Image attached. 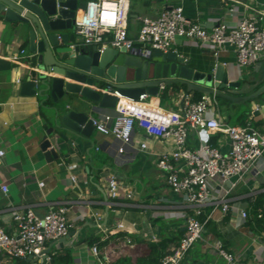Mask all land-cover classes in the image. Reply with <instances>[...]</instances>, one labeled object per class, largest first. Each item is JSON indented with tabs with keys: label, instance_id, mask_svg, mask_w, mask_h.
I'll list each match as a JSON object with an SVG mask.
<instances>
[{
	"label": "crops",
	"instance_id": "crops-1",
	"mask_svg": "<svg viewBox=\"0 0 264 264\" xmlns=\"http://www.w3.org/2000/svg\"><path fill=\"white\" fill-rule=\"evenodd\" d=\"M235 1L241 2L238 3L239 11L231 13L228 8ZM263 1L128 0L129 32L131 37H136L143 18L155 15L164 6L182 5L189 18L210 28L222 21L236 25L244 13L252 11L247 5L258 7ZM21 49H26V57L17 63L11 57ZM175 50L190 59L191 66L199 71L209 72L215 65H224L233 80L242 82L239 89L231 90L233 94H250L264 84V58L255 65L239 67L232 50L223 52L218 60L209 48L195 43H177ZM129 52L138 59L141 51L138 47L137 51ZM39 58L30 50L27 28L5 21L0 13V148L6 151L0 163V183H6L10 188L7 195L0 189L2 225L9 226L14 210L31 206L41 215L49 201L63 200L68 201V215L73 227L66 238L52 245V251L71 249L74 264H111L123 254L134 259V252L141 256L143 252L147 253L149 243L166 239L168 251L184 231L183 196L174 193L165 182L152 149L132 151L129 157L120 156L116 153L118 142L115 138L95 129L90 139L67 134L73 144L58 137L61 143L58 158L48 160L45 157L41 144L47 134L53 132L57 137L61 133L55 126L53 104L51 101L43 103L39 96L23 95L20 88L26 77L45 73L37 64ZM131 72L132 69L130 75ZM95 83L100 90L105 89L101 80ZM190 95L195 99L194 92ZM183 97L184 90L166 87L151 102L178 111ZM217 99L218 106L210 111V115L231 125L251 121L264 139V92L246 103ZM59 106L62 109H86L91 113L88 100L81 95L68 96ZM107 113L112 111L92 112L91 117L101 118ZM144 138L143 134H138L136 144ZM205 138L221 148L228 147V139L223 134L206 131L193 132L190 146L198 148ZM146 140L149 144L154 143L153 138ZM256 169L258 173H249L236 189L231 210L226 215L220 207L213 210L211 224L203 234V240L208 241L209 246L205 248L203 242L198 243L182 264H264V231L253 230L248 218L242 215L244 210L250 213L257 196L264 193V157ZM113 174L120 185V197L115 201L108 195V181ZM73 175L77 177L76 182ZM41 181L45 183L42 187ZM128 193L132 198L127 197ZM119 223L125 228H118ZM95 237L98 240L91 244L90 240ZM94 244L99 248L98 256L93 252ZM217 246L234 253L236 261L228 263L219 255ZM0 264L37 262L32 257L9 258L0 252Z\"/></svg>",
	"mask_w": 264,
	"mask_h": 264
},
{
	"label": "built area",
	"instance_id": "built-area-1",
	"mask_svg": "<svg viewBox=\"0 0 264 264\" xmlns=\"http://www.w3.org/2000/svg\"><path fill=\"white\" fill-rule=\"evenodd\" d=\"M238 3L241 2L235 1L229 12H238ZM247 7L252 11L244 13L236 25L222 21L209 28L189 18L182 5L164 6L155 15L144 17L137 36L131 37L128 0H93L77 17L76 30L87 44L128 51H137L139 47L145 56L157 49L176 51L177 43L209 48L217 60L223 52L232 50L236 64L249 67L264 58V1L258 7ZM26 53V49H21L11 58L21 63ZM93 89L99 90L97 86ZM117 95L123 106L101 118H93V124L98 132L115 138L116 153L120 156L129 157L132 151L152 149L165 182L174 193L183 196L184 231L159 263L182 264L198 243L203 242L205 248L209 246L203 234L213 210L220 207L226 215L241 182L249 173H258L256 168L264 157L263 136L251 121L231 125L210 115L218 106L215 95L202 94L201 98L194 99L189 94L178 111L155 105L151 100L157 96L147 92L138 99L119 92ZM195 131L223 134L228 139V147L221 148L205 138L198 148H193L190 137ZM138 134L145 138L137 145ZM147 137L153 138L154 143L149 144ZM5 154V149L0 148V163ZM72 179L76 182V175ZM44 184L39 182L40 187ZM0 189L5 195L10 190L6 183H0ZM108 195L113 201L120 197L115 174L109 178ZM127 197L132 198V194L128 193ZM68 212V201L63 200L49 201L41 215L31 206L14 210L8 227L0 222V252L9 258L32 257L37 264H52V245L66 238L73 227ZM242 215L248 218V211L244 210ZM118 228L125 225L119 223ZM92 249L98 256V246L94 244ZM217 251L228 263L236 261V255L224 247L217 246Z\"/></svg>",
	"mask_w": 264,
	"mask_h": 264
},
{
	"label": "water",
	"instance_id": "water-1",
	"mask_svg": "<svg viewBox=\"0 0 264 264\" xmlns=\"http://www.w3.org/2000/svg\"><path fill=\"white\" fill-rule=\"evenodd\" d=\"M89 1L93 0H0V13L5 21L27 28L30 50L40 57L37 64L45 70L38 77H26L20 88L23 95L39 96L43 103L53 104L55 126L61 133L56 137L49 132L41 144L48 160L59 156L58 137L71 144L69 133L90 139L95 130L91 113L116 111L123 106L117 92L138 99L144 92L159 96L169 87L184 90L183 100L197 92L236 104L246 103L264 92L263 84L250 94H233L231 90L239 89L242 82L233 80L224 65H215L209 72L199 71L191 66L190 59L174 50L157 49L148 56L141 51L137 59L124 48L85 43L76 30V19ZM97 80L102 81L104 90L96 85ZM80 95L88 100L91 113L59 106L64 98Z\"/></svg>",
	"mask_w": 264,
	"mask_h": 264
},
{
	"label": "trees",
	"instance_id": "trees-1",
	"mask_svg": "<svg viewBox=\"0 0 264 264\" xmlns=\"http://www.w3.org/2000/svg\"><path fill=\"white\" fill-rule=\"evenodd\" d=\"M195 99L201 98L202 94L195 92ZM248 224L249 226L258 232L264 231V193H261L255 199L250 213H248ZM211 224V220L208 225ZM215 232L222 236L221 233L215 228ZM98 240L96 237L90 240L91 244ZM177 241V240H176ZM175 241V242H176ZM169 241L166 239L160 243H149L148 251L143 252V255L139 256L138 253L134 252L135 258L129 255H121L111 264H159L162 257L167 252ZM52 264H74L72 251L67 248L61 252L55 251L52 254Z\"/></svg>",
	"mask_w": 264,
	"mask_h": 264
},
{
	"label": "rangeland",
	"instance_id": "rangeland-1",
	"mask_svg": "<svg viewBox=\"0 0 264 264\" xmlns=\"http://www.w3.org/2000/svg\"><path fill=\"white\" fill-rule=\"evenodd\" d=\"M262 71H264V67H263Z\"/></svg>",
	"mask_w": 264,
	"mask_h": 264
}]
</instances>
